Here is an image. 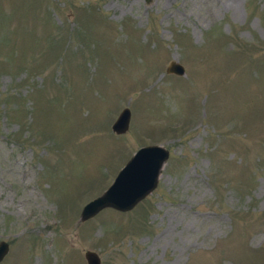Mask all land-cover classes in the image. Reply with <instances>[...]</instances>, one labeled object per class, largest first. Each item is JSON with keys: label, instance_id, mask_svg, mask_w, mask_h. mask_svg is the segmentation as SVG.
Returning <instances> with one entry per match:
<instances>
[{"label": "rangeland", "instance_id": "374dc122", "mask_svg": "<svg viewBox=\"0 0 264 264\" xmlns=\"http://www.w3.org/2000/svg\"><path fill=\"white\" fill-rule=\"evenodd\" d=\"M146 144L154 188L79 221ZM1 240L0 264H264V0H0Z\"/></svg>", "mask_w": 264, "mask_h": 264}, {"label": "water", "instance_id": "95a60500", "mask_svg": "<svg viewBox=\"0 0 264 264\" xmlns=\"http://www.w3.org/2000/svg\"><path fill=\"white\" fill-rule=\"evenodd\" d=\"M149 1V0H145ZM166 72L183 73V66L169 60ZM129 109L122 107L110 124L111 131L123 132L128 125ZM168 156V150L162 144L139 146L117 170L111 182L96 196L86 201L80 208L78 220H85L103 207L128 210L149 193L157 182L160 168ZM7 251V243L0 241V259ZM86 264H99L100 259L93 250L83 252Z\"/></svg>", "mask_w": 264, "mask_h": 264}]
</instances>
